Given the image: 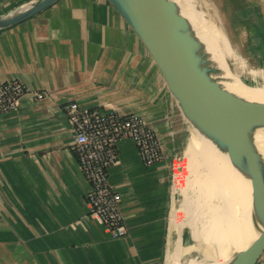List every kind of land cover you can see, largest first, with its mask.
<instances>
[{
	"label": "crops",
	"instance_id": "crops-1",
	"mask_svg": "<svg viewBox=\"0 0 264 264\" xmlns=\"http://www.w3.org/2000/svg\"><path fill=\"white\" fill-rule=\"evenodd\" d=\"M31 1L38 0H0V15ZM226 1L235 5L238 46L264 70V0ZM13 80L25 94L14 111L0 114V264H165L172 163L189 135L160 73L120 15L106 0H59L1 30L0 82ZM33 92L46 96L37 101ZM71 102L134 115L162 144L163 161L147 167L132 142L118 143L108 179L121 196L124 238L111 239L87 213L88 184L63 110ZM242 184L248 216L249 189Z\"/></svg>",
	"mask_w": 264,
	"mask_h": 264
},
{
	"label": "water",
	"instance_id": "water-1",
	"mask_svg": "<svg viewBox=\"0 0 264 264\" xmlns=\"http://www.w3.org/2000/svg\"><path fill=\"white\" fill-rule=\"evenodd\" d=\"M58 1H31L0 15V31L38 15ZM106 1L146 50L189 137L194 132L201 136L227 158L231 168L247 183L248 222L254 239L229 264H261L264 260V158L254 136L264 130V102L246 100L223 86L230 77H236L246 87L252 85L234 73L225 58L218 67L174 0ZM168 231L171 243L170 214ZM183 244L181 249L188 248ZM194 253L202 257L194 248L188 259H179V262L186 264L194 260Z\"/></svg>",
	"mask_w": 264,
	"mask_h": 264
},
{
	"label": "bare ground",
	"instance_id": "bare-ground-1",
	"mask_svg": "<svg viewBox=\"0 0 264 264\" xmlns=\"http://www.w3.org/2000/svg\"><path fill=\"white\" fill-rule=\"evenodd\" d=\"M174 1L180 7L182 15L191 23L196 36L203 43L211 59L218 67L222 66L225 53L214 25L203 19V16L195 10L191 0ZM227 79L229 81L223 82V86L228 91L246 100L264 102V83L260 89H254L244 86L236 77ZM200 138L202 137L197 133H193L189 147L193 152L197 150L200 152L188 163V169L193 167L203 172L201 183H198L206 201L207 220L201 223L199 230L191 226L195 248L202 254V259L191 260L186 264H229L254 239V234L249 228L247 213L242 205V179L231 168L226 157L219 154L206 140V144L202 145ZM254 139L259 152L264 157V130L257 131ZM243 217L247 220V224L242 229ZM172 246L169 243L166 253L167 264H182L179 262L180 246L178 245L174 251Z\"/></svg>",
	"mask_w": 264,
	"mask_h": 264
},
{
	"label": "built area",
	"instance_id": "built-area-1",
	"mask_svg": "<svg viewBox=\"0 0 264 264\" xmlns=\"http://www.w3.org/2000/svg\"><path fill=\"white\" fill-rule=\"evenodd\" d=\"M25 94L18 81L0 82V114L14 111ZM32 96L41 101L43 92ZM63 110L72 133L71 149L79 170L88 184L84 199L88 215L101 223L111 239L124 238L127 229L121 211V196L110 185L108 171L117 162V146L128 140L137 150L139 160L150 167L164 159L156 132L134 115L80 107L71 102Z\"/></svg>",
	"mask_w": 264,
	"mask_h": 264
},
{
	"label": "rangeland",
	"instance_id": "rangeland-1",
	"mask_svg": "<svg viewBox=\"0 0 264 264\" xmlns=\"http://www.w3.org/2000/svg\"><path fill=\"white\" fill-rule=\"evenodd\" d=\"M191 2L195 10L203 16V19L207 20L206 22L214 25L213 27L216 28L219 42L225 53V61L230 69L237 75L243 77L247 82H250L249 84L252 85L250 87L260 89L261 84L264 82V70L261 69L262 67L258 63L247 61L244 55L246 53L245 46H238L239 39L242 37L239 36L240 27L232 20V12L235 5H232V3L229 4L226 0H191ZM248 48L255 57H260L262 55V53L249 42ZM192 137L193 134L189 137L184 150L179 153L176 160L172 163V204L170 209V214L173 212L172 216L170 215L172 251L183 243V245L188 247L183 249L180 248L181 255L179 259H188L190 250L195 248L191 226L199 230L201 225L207 220L206 201L199 184L203 178L201 175L203 172H201L200 169L197 171L193 167L192 169H188V163L193 161L200 152V150L193 152L190 149L189 145ZM199 140L202 145L206 144L204 139L200 138ZM241 196L242 205H245L243 184ZM246 224L247 220L243 217L242 229L246 227ZM193 255L192 259L194 260L200 261L202 259L200 254L194 253ZM167 262L168 261L165 260V264H167Z\"/></svg>",
	"mask_w": 264,
	"mask_h": 264
}]
</instances>
